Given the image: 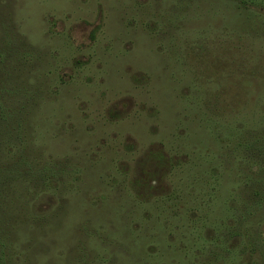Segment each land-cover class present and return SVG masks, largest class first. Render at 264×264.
Segmentation results:
<instances>
[{"label":"rangeland","instance_id":"1","mask_svg":"<svg viewBox=\"0 0 264 264\" xmlns=\"http://www.w3.org/2000/svg\"><path fill=\"white\" fill-rule=\"evenodd\" d=\"M10 33L47 91L34 144L82 169L34 264H264V2L0 0Z\"/></svg>","mask_w":264,"mask_h":264},{"label":"trees","instance_id":"2","mask_svg":"<svg viewBox=\"0 0 264 264\" xmlns=\"http://www.w3.org/2000/svg\"><path fill=\"white\" fill-rule=\"evenodd\" d=\"M241 2L253 6L263 4L264 0ZM1 46L0 264H34L31 259L34 249H46L45 239L52 232V219L60 216L64 206L61 193L74 180L81 179L82 169L68 160L47 157L34 144L31 120L47 93L41 79L33 75L34 67L30 66V55L35 50L15 41L11 33ZM244 144L251 154L264 157V145L261 148L251 142ZM247 179L250 181L244 202L251 203L254 209L248 207L245 212L247 216H262L264 168ZM21 229L27 232L28 239L18 234ZM76 257L85 264L84 251H77Z\"/></svg>","mask_w":264,"mask_h":264}]
</instances>
